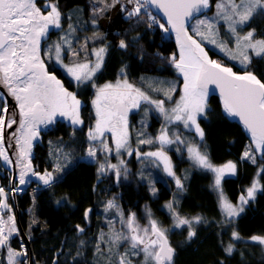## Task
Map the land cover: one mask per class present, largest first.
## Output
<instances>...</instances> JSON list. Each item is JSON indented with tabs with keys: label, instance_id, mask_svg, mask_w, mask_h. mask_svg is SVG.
<instances>
[{
	"label": "snow or ice",
	"instance_id": "6c2138e0",
	"mask_svg": "<svg viewBox=\"0 0 264 264\" xmlns=\"http://www.w3.org/2000/svg\"><path fill=\"white\" fill-rule=\"evenodd\" d=\"M104 2V0H101ZM120 3V0H112V4L104 3V7H94L93 17ZM126 5H132L130 10ZM122 11H127V18L139 19L142 14H147L149 20L157 23L156 18L148 12V7L154 6L162 10L167 17V23L171 30L176 33L179 56L173 54L170 57L171 64L183 76V87L179 99L174 101V107L165 108V100H154L144 91L128 81L124 76L115 84L106 83L96 88L95 98L92 105L95 109V124L89 129L87 139L89 147L87 157L96 161L97 151L110 154L113 151L119 156L123 151L129 156L133 149L129 144L128 114L132 109L140 107L141 102L154 106L164 116L167 122H181L185 128H194L200 140L203 141L204 131L198 123V117L208 111L209 86L214 85L211 91L219 90L223 110L229 116L238 117L243 127L250 134V144L245 148L242 160H250L257 163V154L264 160V82L258 79L251 71L237 74L230 67H225L216 60L209 58L208 53L202 46L203 41L217 45L221 51L226 52L233 60H239L245 68L252 62V56L264 59V38L256 39L254 30L241 34L239 27L248 24L255 15H264V0H219L216 4V17L198 19L193 28V35H189L185 27L186 22L194 14H202L210 8V0H126ZM46 14L37 6V0H0V85L6 88L7 93L15 100L18 112H9L6 102L0 103V160L7 165L14 161L5 148V129H16L10 137L15 139L19 151L15 153V164L19 167L18 185L12 184L10 191H21L20 186L30 183L28 177H35L44 186H51L60 177L53 172L45 170L43 173L33 169L31 163V149L33 141L40 135L41 125L55 123L57 116L64 117L74 126L83 125L80 117L81 102L75 93L68 91L60 80L50 74L41 58V41L49 32L50 27H61V12L57 3L45 4ZM217 19L224 21L228 33L234 38L235 48H229L223 41L218 43L219 29ZM93 24L96 23L93 19ZM165 32L169 31L164 24L159 25ZM69 29L75 31L69 24ZM194 37H199L196 39ZM62 43H55L48 49L46 55H54L56 62L63 63L62 52L64 45H71L67 36L61 38ZM119 47H128L124 40H120ZM107 47H101L93 51L96 57L94 63H75L72 66L65 65L67 73L77 82L92 80L100 70L104 61ZM73 55L79 53L73 52ZM159 91V89H157ZM175 86L164 91L167 100L173 99ZM105 132H110L114 143V149L108 142L101 139ZM143 135V133H141ZM99 141V149L95 142ZM139 144H153L158 142L159 150L143 153L144 157H153L159 160L164 171L175 179L177 189H183L184 185L180 177L176 176L172 169L170 158L167 156L164 146L172 143H184L179 136L171 139L166 127H162L160 134L154 139H140ZM12 147L11 144L8 145ZM189 158L200 169L214 174L213 187L219 195V208L224 217L223 225L230 227L236 217L244 211L247 205L256 197L257 191H264L259 180H254L246 189V194L239 196V203L233 204L223 193L221 188L222 179L226 174L235 175L237 165L232 161L222 166H215L209 159L207 152L201 151L196 145L187 147ZM137 157L141 153L136 150ZM98 175H104L108 171H114L117 179L121 175L124 161L119 164L99 162ZM126 173L127 169L123 168ZM55 172H62L58 164ZM264 175V167H260L257 176ZM153 194L155 190L153 189ZM8 192L0 187V210L11 212L7 202ZM59 203V201L57 202ZM114 200H109L105 211L117 208ZM171 210L175 220V227H188L187 236L191 240L196 236L192 224L200 223L201 217L193 220L181 217L174 210L173 202L166 205ZM92 210H86L85 220L88 219ZM0 214V249H6L7 264H28L27 249L21 246V250H15L10 246V238L19 230L15 224V217ZM120 222L123 226L121 232H113L110 239L114 244L126 241L130 246L132 255L142 254V264H173L175 249L170 245L167 231L159 225L157 220L151 218L148 212V226L142 227L137 221L136 214L130 213L126 218L119 213ZM112 221L109 220V225ZM126 229V234L124 232ZM78 232L84 229L77 225ZM104 239L101 233L99 238ZM241 237L233 228L230 242L224 247V251L231 255L235 245L231 241H238ZM251 240L264 245V237L252 236ZM83 243V241H81ZM99 251V244L97 245ZM129 253L124 252L119 257V264H132L128 259Z\"/></svg>",
	"mask_w": 264,
	"mask_h": 264
},
{
	"label": "trees",
	"instance_id": "16d2710c",
	"mask_svg": "<svg viewBox=\"0 0 264 264\" xmlns=\"http://www.w3.org/2000/svg\"><path fill=\"white\" fill-rule=\"evenodd\" d=\"M51 1L58 4L64 16V26L67 22L69 25V21H73L71 25L75 31L71 30L72 49L93 33L101 31L92 25L90 18L93 8L97 7L94 2L90 0ZM215 1L213 0V3ZM44 3L40 1V7ZM123 5H126V1ZM126 6L128 10L131 9L128 5ZM148 12L156 18L157 23L149 20L147 14H142L139 19L135 17L128 19L127 11H122L117 24L103 41V45L107 47L106 57L103 67L93 81L76 86L55 63H48L49 70L55 72L87 106L94 88L117 80L121 76V70L128 79L137 82L144 80L147 74L179 78V73L170 62V57L176 53L175 43L169 33L160 28L159 25L164 24L161 19L149 8ZM69 13L75 14L72 15L74 19L65 17ZM68 27L53 31L50 38L62 37ZM247 28L254 29L258 33H255V36L263 38L264 15H255ZM120 40L127 43L126 49L119 47ZM209 51L213 57L223 59L232 65L235 71H245L238 67L237 63L219 55L215 49H209ZM248 70L264 81V62L259 58L251 62ZM174 100L173 98L171 102ZM171 102L168 101V103ZM151 117L154 118L151 128H157L160 119L153 112ZM199 121L204 130L203 141L197 137L194 138V135L190 136L191 133L180 124L172 125L169 130L174 131L173 133L177 130L178 134L184 138L190 136L189 140L200 143L213 164L226 161H234L237 164L236 174L222 181V190L231 201L236 202L239 196L245 194L246 189L251 186L259 167L264 165V160L257 158V163L253 164L250 160L241 159L250 141L241 127L229 121L223 114L218 97L213 96L210 99L208 111L200 117ZM134 123L137 124V121L135 120ZM86 126L76 130L70 125L57 123L53 127L56 131L53 132L52 146L56 147L57 152L63 151L65 154H61L63 157L69 160L71 158L72 165L69 166V162L67 165L59 164L63 168L64 177L48 188L40 189L35 195L27 193L17 196L16 205L22 213L21 221L24 227H27L29 219L27 210L33 204L38 222V225L32 229V237H28L31 240V244L27 247L28 262L29 255L33 254L41 264H95L94 258L101 252L110 253L111 256L118 254V258L122 253L127 252L128 259L135 264H140L141 255H132L126 241H120L117 245L110 239L113 232H121L123 228L120 216L116 213L112 216L111 211H105L107 200L116 195L118 207L115 211L118 213L119 209L125 218L130 213H135L138 219L144 220V214H141V211L145 209L153 212V216L160 218L165 225H170L174 216L172 212L162 208L165 202H173L175 212L181 217L202 218L200 223L193 225L196 236L191 240L187 236V226L175 229L169 234L168 239L172 241L175 249L173 264H264L263 245L251 240L252 236L264 237V191H257L255 199L246 205L242 215L234 219L230 227L225 228L224 217L219 208V195L213 187L214 174L192 165L185 156L186 150L181 148L179 142L169 147L170 151L164 150L166 153H172L171 157L176 163L174 172L181 178L183 189H177L172 178L161 175V172L151 165L141 173L140 171H134V173L121 171L119 179L115 172L100 177L96 171V162L81 159V156L86 153L84 148ZM151 128L149 127V130L154 132ZM73 132L74 137H72ZM45 151L44 147L41 156L44 155L43 158L48 159L44 154ZM127 174L130 177L126 179ZM259 180L261 187L264 188V175L259 176ZM10 202L15 206L12 199ZM89 209L92 211L85 220V212ZM109 220L112 221L111 225ZM77 225L82 227L84 232H78ZM233 228L239 233L241 239L231 241L235 248L229 255L224 251V247L230 242ZM103 229L110 247L103 251L105 248L99 245L98 251V236ZM124 232L126 234L125 229ZM10 244L12 248L21 250L22 241L17 236L12 238Z\"/></svg>",
	"mask_w": 264,
	"mask_h": 264
},
{
	"label": "rangeland",
	"instance_id": "374dc122",
	"mask_svg": "<svg viewBox=\"0 0 264 264\" xmlns=\"http://www.w3.org/2000/svg\"><path fill=\"white\" fill-rule=\"evenodd\" d=\"M90 1L94 2L95 5H97V7H104V3L112 4V0H104V2H101V0H90ZM124 1H126V0H120V3L115 4V6H113V7L106 8L105 11L101 12L99 15H97L95 17H93V11H92L91 14H90V18L92 19V21H93V19H95V21H96L95 24H93V22H92V25L95 26V27H97V28H99V29H101V31L100 32H97V33H93L92 35H90L89 37H87L86 40L83 41L79 46H77V47H75L73 49H72V44H71L72 41H73L72 38H71L72 37V34H71L72 31L68 27L69 26L68 25V22H67V25H65V26L63 25V21H64L63 18H64V16L61 13V22H60L61 23V27L60 28H55L54 27L53 31H59L60 29H62L64 27H68L67 30L64 31L62 37L67 36L68 42L70 43L71 47L69 48L68 45H64V51L62 52V60H63V63H58V62H56L54 55L52 57H49L48 55H46V53H47L48 49L51 48L55 43H58V42L59 43H62V40H61L62 37L53 36V38H50V39L46 40L44 42L45 45H44V48H43V57H44L45 62L46 63L52 62V63H55L57 66H59L64 71V73L69 77V79L72 81V83H74L76 86L81 85V83H85V82L88 83V81H84V82H77V81H75L67 73V70L65 68V65L72 66L75 63H84V62L94 63L95 62L96 57L93 55V51L95 49H99L101 47H105L103 45V43H104L103 41L106 39V37L109 35L110 30L117 24L119 18L121 17V13H122V9L121 8H122V5H123V2ZM44 2L45 3L43 5V7L45 6V4H47L49 2L56 3L55 1H51V0L44 1ZM218 2H219V0H216L215 3H213V0H210V8H209V11L206 12L205 14H203L202 16L196 18L192 22V24L190 26V29H191V32L192 33H193V28L196 25V22H197L198 19L215 18L216 17V12H217L216 4ZM128 6L132 8V5H128ZM44 9H45V7H44ZM44 9H42V10L44 11ZM44 12L46 13L47 10H45ZM72 15H75V14L69 13V15H65V17L66 18L72 17L74 19V16H72ZM69 22H70V24H72L73 21H69ZM247 27H248V24L239 27V31L241 32V34H246L247 31L254 30V29H250V28H247ZM217 28L219 29L218 43L220 41H223V42H225L227 44V46L229 48H233L234 49L235 48L234 38L228 33L227 25L224 23V21L217 19ZM254 32H255V30H254ZM255 33L258 34L257 32H255ZM170 37H171V35H170ZM197 38L199 39V37H197ZM254 38L260 39V37H258V36H255ZM263 38H264V36H263ZM202 43L208 49H215V51L218 52L219 55H222V56H224V57L232 60L233 62L237 63L236 65L238 67H240L241 69H243L245 71H249L248 69H249V67H250L251 64H249L247 66V68H245L244 65H241L240 64L239 60H233V59H231L230 56L227 55L226 52L221 51L220 48L217 47V45L211 44L208 41H203ZM73 52L79 53V55H73ZM175 54L177 55V57L179 56V54L177 53V51H176ZM105 57H106V53L104 55V60H105ZM257 58H259L261 61L264 62V59H262L260 57H255L254 55L252 56V61L257 60ZM213 59L216 60L217 62L223 64V65H226V66H229V67H233L232 65H229V63H227L223 59H219L218 57H213ZM103 64H104V61H103ZM103 64H102V67H103ZM245 71H241V72L238 71V72L239 73H244ZM98 72L99 71L96 72V74L93 76L92 80H89L90 82L93 81V79L95 78V76L97 75ZM252 73H254V72H252ZM146 76H145L146 78L144 80L139 81V82L133 81V80L131 81L127 77L126 78L128 79V81L130 83H132L136 87L140 88L147 95H149V97L151 99H154V100H165V108L166 109H171L172 107H174L175 106L174 105V101H176V100L179 99V96H180V94L182 92V87H183V76H182V74L179 73V76H180L179 78H177V77H165V76L153 75V74H147ZM123 78L124 77H122V75H121L118 79H123ZM117 80H115V81H109V82H106V83L115 84ZM106 83H104V84H106ZM104 84H102L100 86H96L94 88V93L92 95V98H91L88 106L81 99H79L80 102H81L80 117H81V119L84 122L83 125H81V126H74V125H72L70 123V121L68 119L66 121H64V122H61L63 124H67V125L72 126L76 130L77 129H81L82 126L87 125L86 126L85 137H84L85 138L84 142H86V145H84V148H86V153H84L81 156V159H86V160L92 161V162H96V161L105 162V159H107V162L108 163H111V164H119V161L120 160H123L125 163H124V166L121 168V171H123V168H126L128 173L129 172H132V171H133V173H134V171H140V173H141V172L144 171V169L146 167H148L149 165H151L153 168L159 170L161 172L160 173L161 175H166L167 177L172 178L173 179V182L175 183V179L173 177L169 176L167 174V172L164 171V166H163V164L159 160H156V158H153V157H144L142 155L143 153H146V152L159 150V148H160L159 143L158 142H154L153 144H139V142H138L140 139H148V138H152V139L155 140V138L160 134L161 128L162 127H166L167 130H168L169 137L171 139L175 140V137L176 136H179L180 139L182 141H184V143H180L181 144V148L186 150L185 156H186L187 159H189L190 163L192 165L196 166L194 164V162L189 158V154L187 152V147L190 146V145H196L197 147L200 148L201 151H204V150L201 148L200 143L193 142L192 139L189 140L190 136H192V135H194V138L197 137L200 140V138L196 134L194 128H185L184 125H183V123H181V122H167V121H165L164 116L161 113H159L154 108V106L148 105L147 103H144V102H141V105H140L139 108L130 110L129 111V114H128L129 144H130L131 149H133V153H132L131 156H129L127 154V152H125L123 150H122V152H121V154L119 156L115 153V151H113L110 154H106V153L98 150L97 151L96 161H94L91 158L87 157V149L89 147V141L87 139V133H88L89 129L92 128L94 126V124H95V109H94V107L92 105V100L95 98L96 88L97 87H101ZM173 85L176 88L175 93L172 94V97L175 100L173 102H171V101L167 100L166 96L164 95V91L168 90ZM157 89H159V91H157ZM168 101L171 102V103H168ZM208 108H209V101H208ZM152 112L158 117V119H160L157 128H151V123H152V121L154 119L153 117H151V113ZM87 115H88V119L86 120V116ZM200 117H202V116H200ZM200 117H198V123L200 124L201 129H203V126L201 125V123L199 121ZM89 119H90V122H89ZM135 120L137 121V124L138 125L134 123ZM178 124H180V126H182L187 131H189V133H191V134H189L190 136H187V137L184 138L181 134H178L179 132L177 130H176L175 133H173L174 131L173 132H170L169 128L172 125H178ZM149 127L151 129H153L154 132L151 131V130H149ZM141 133H143V135H141ZM52 134H53V131H51L49 133V135H52ZM74 135H75V133L73 132L72 133V137H74ZM101 139L106 140L108 142L109 146L114 149L115 146H114V143H113V140H112V135H111L110 132H105L104 136ZM95 143H96V145H97V147L99 149V141H97ZM53 144H54L53 141H50V140L45 141V144L42 147H45L46 151H45V153L44 152L43 153L45 154L46 158H48V159H44L43 158L44 155H43L42 156V162L47 167H51L52 169H54V171H53L54 175L59 176L60 179H61V177L64 174L63 168H62V172H55V169H56L57 165L58 164H65V165H67V163L69 162L68 165L71 166L72 165V161H71V158L69 160L68 158L63 157L61 155V154H64L63 151H59L58 150V152H57L56 147L52 146ZM172 145H175V143H172L170 145H165L164 146V149L165 150H169V147L171 148ZM54 149L57 152V155H56V152L54 151ZM63 150L66 151V148L63 147ZM136 150H138L141 153V155H140L139 158L137 157ZM166 154H167V156L171 160V164H172L173 171H175L176 163H175V161L171 157V154L172 153L171 152H167ZM257 158L261 159V157L259 156V154H257ZM227 162H229V161L223 162L221 164H214V165L215 166H222V165L226 164ZM232 162L235 163L234 161H232ZM51 163H53V165ZM96 165H97L96 166L97 167L96 168V171H97V169L99 167V163L96 162ZM260 167H264V165H262ZM260 167H259V169H260ZM259 169H258V171H259ZM64 170H66V169L64 168ZM111 172H114V171H108L104 175H108ZM236 172H237V170H236ZM174 173L176 174V172H174ZM97 174H98V172H97ZM101 176L102 175H100V177ZM176 176L179 177L178 174H176ZM230 176H233V175L226 174L223 179H225L227 177H230ZM129 177H130V175L127 174L126 179L129 178ZM223 179H222V181H223ZM255 180H259V176H256ZM259 182H260V180H259ZM175 187H176V183H175ZM221 188H222V182H221ZM223 193L226 195V193L224 191H223ZM110 200H114L115 201V204L117 205L116 195H113V197ZM108 201L109 200H107V202ZM7 202H8V204L11 207V212H7V210H0V214L7 213L6 215H4V218L5 219H7V215H9V214L10 215H13L15 217L16 227L19 230L18 222H17L16 215H15V211H14L13 205L11 204L9 198H8ZM231 202L233 204H238L239 203V198H238V200L236 202H233V201H231ZM168 203L169 202H165L162 205V208L165 209V210H167V211H169V212H172L171 210L167 209V207H166V205ZM245 207H246V205H244V210H245ZM115 209L116 208H112V209H109L108 211H111L112 212L111 213L112 216H115L116 214L118 216H120L119 215L120 210L118 209V213H117L115 211ZM27 211H28L27 213H28V216H29V219H28L29 231L28 232L26 231V233H27L28 237L29 236L32 237V235H33L32 231H31L32 226L38 225V222H37L36 217H35V205L33 204L32 207L31 208L29 207ZM148 212L151 213V218L157 220V222L159 223V225L161 227H163L167 231V236H169V234L173 230L180 229V228L183 227L182 226L180 228H176L175 227V220H174V218L172 219V222H171L170 225H165L160 218H158L157 216L156 217L153 216V212H151L149 210L146 211L145 209H143L141 211V214H144V220L138 219V217L136 216L137 221L139 222V224L142 227L148 226V223H149V219H148V215H147ZM242 213H240L239 216H241ZM239 216L236 217V218H239ZM183 218H186V217H183ZM187 219L193 220V218H187ZM195 224L196 223L193 222L192 227ZM103 231H105V230L103 229L102 231H100V235L98 236L99 238L101 236V233H103ZM14 236H18L20 238H23L22 235H21L20 230H19V235L14 234L10 238V240ZM107 238L109 239V237H107ZM168 240H169L170 245L173 247L172 241L170 239H168ZM98 241H99V245H102V247L105 248V249H103V251L109 249L110 243L105 238V236H104L103 241H101L100 239H98ZM9 243H10V241H9ZM10 246H11V244H10ZM23 247L26 249V246L25 245H23ZM263 247H264V245H263ZM6 257H7L6 249H0V264H7ZM94 263L95 264H119L118 254L117 255H114V256H111L110 253L109 254H104L103 252H101L96 258H94ZM132 264H135V262L132 261ZM140 264H142V254H141Z\"/></svg>",
	"mask_w": 264,
	"mask_h": 264
},
{
	"label": "water",
	"instance_id": "95a60500",
	"mask_svg": "<svg viewBox=\"0 0 264 264\" xmlns=\"http://www.w3.org/2000/svg\"><path fill=\"white\" fill-rule=\"evenodd\" d=\"M40 1H49V0H37V6L39 7V2ZM149 9L152 11V13L154 15H156L159 19H161V21L166 25V27L169 28V34L171 35V38L173 40V42L175 43V47H176V51L177 53L179 54V47H178V44H177V39H176V33L174 31L171 30V27L170 25H168L167 23V17L164 15L163 11L162 10H159L157 8H155L154 6H149ZM43 11V10H42ZM209 9H205L203 11L202 14H194V16L192 18H190L186 24H185V27L188 29V33L189 35H193V33L191 32V29H190V26L192 24V22L202 16L203 14H205L206 12H208ZM46 14V13H45ZM53 29L54 27H50L49 29V32L47 34V36L45 38L42 39L41 41V58L44 60V57H43V44L46 40L50 39L51 37V34L53 33ZM196 39H198L197 37H194ZM202 46L204 47L205 51L208 53V56L210 59L214 60L212 55L210 54V51L209 49L202 43ZM45 62V60H44ZM221 64V63H220ZM223 65V64H222ZM45 66L47 68V70L49 71L50 74H53L57 77L58 80L61 81V83L64 85V87L71 92L70 88H68L67 86H65L63 80L58 77V75L53 72V71H50L49 70V66L47 65V63L45 62ZM225 67H229V66H226V65H223ZM233 69L234 72H236L237 74H243V73H239L237 71H235V69L233 67H230ZM254 74V73H253ZM255 75V74H254ZM257 76V75H256ZM258 79H261L260 77L257 76ZM262 80V79H261ZM263 82V80H262ZM215 86L214 85H210L209 86V89H210V93H209V96H208V101H210V99L213 97V96H216L218 97L219 101H220V105H221V108H222V112L223 114L227 117V119L231 122H234V123H237L241 129L244 131L245 135L247 136L248 140L250 141V134L246 131V129L243 127V124L242 122L239 120L238 117H232V116H229L227 113L224 112L223 110V106H222V101H221V98H220V95H219V90L216 89L215 91H211L212 89H214ZM0 99L3 101V102H6L8 107H9V112H18V108L16 106V102L15 100L7 93V90L6 88H4L2 85H0ZM67 119L64 118V117H60V116H57L56 119H55V123L51 124V125H54L58 122H64L66 121ZM51 125H41L40 126V135L41 133L45 132L49 127H51ZM17 125H13V128L12 129H5V148L8 150V153H9V156L12 158V160L14 161V163L12 165H7L4 163V166L6 169H8L10 172H11V185L12 184H17L18 185V176H19V167L16 166L15 164V160H16V155L15 153H17L19 151V148L18 146L16 145L15 143V139L14 138H11L10 137V134L11 132H13L15 129H16ZM40 135L39 137L33 141V144H32V149H31V163H32V167L33 169L35 170V165H34V162L32 160V156H33V147H34V144H36L37 142H39L40 140ZM251 142V141H250ZM11 144L12 147L9 148L8 145ZM260 156V155H259ZM28 179L30 180V183L26 184V185H22L20 186V188L22 189V191H25L27 190L33 182H37V183H41L39 182L35 177H28ZM175 255V254H174ZM174 258V257H173Z\"/></svg>",
	"mask_w": 264,
	"mask_h": 264
},
{
	"label": "flooded vegetation",
	"instance_id": "af4514ba",
	"mask_svg": "<svg viewBox=\"0 0 264 264\" xmlns=\"http://www.w3.org/2000/svg\"><path fill=\"white\" fill-rule=\"evenodd\" d=\"M41 8L44 9L43 6H41ZM45 10L46 9H44V11ZM0 103H4V102L0 99ZM58 123H61V122H58ZM56 125H57V123L54 125H51V127H49L45 132L41 133L39 142L34 144L32 160H33L35 168H36L35 171H37V172L43 173L45 170L50 171V172L54 171V169H52L51 167H47L46 165L43 164L41 155H42V149L44 148L42 146L45 144V141H47V140L53 141L54 140L53 134L49 135V133L51 131H53V132L56 131L55 128H52L53 126L55 127ZM66 168H68V166ZM63 177H64V174L61 177V179ZM10 186H11V172L5 168L4 162L2 160H0V187L5 188L6 192H8L9 200L12 199V201L15 203V206H13V208H14L16 219L18 222V227H19V230H20L23 238H20L18 236L17 237L20 238V240L22 241V245H25L26 249H28L27 248L28 245L31 244V240L28 239V235L26 233V231L27 232L29 231V226H28V222H27V227H24V225L21 221L22 220L21 219L22 213H20V211L16 205V199H17L18 195H22V194L29 193L31 195H35L40 189L48 188L49 186H44V185H42V183L33 182L32 185L27 190L16 191L17 193L10 191L9 190ZM31 207L32 206H30V208ZM35 226H37V225H35ZM35 226H32V229L35 228ZM32 229H31V231H32ZM32 233H33V231H32ZM14 237H16V236H14ZM24 240H25V242H24ZM81 244L83 245V243H81ZM28 264H41V263L33 256V254H30Z\"/></svg>",
	"mask_w": 264,
	"mask_h": 264
},
{
	"label": "bare ground",
	"instance_id": "6f19581e",
	"mask_svg": "<svg viewBox=\"0 0 264 264\" xmlns=\"http://www.w3.org/2000/svg\"><path fill=\"white\" fill-rule=\"evenodd\" d=\"M39 7H40V5H39ZM41 8V7H40ZM44 45H45V43L43 44V48H44ZM47 65H48V63H47ZM64 84H65V82H64ZM65 86H66V84H65ZM68 87V86H67Z\"/></svg>",
	"mask_w": 264,
	"mask_h": 264
},
{
	"label": "built area",
	"instance_id": "2783aa9c",
	"mask_svg": "<svg viewBox=\"0 0 264 264\" xmlns=\"http://www.w3.org/2000/svg\"><path fill=\"white\" fill-rule=\"evenodd\" d=\"M22 191V190H21ZM17 193V192H16Z\"/></svg>",
	"mask_w": 264,
	"mask_h": 264
}]
</instances>
